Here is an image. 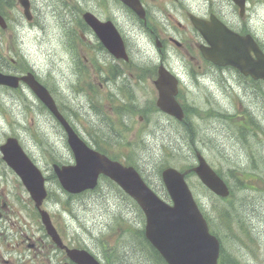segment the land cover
Returning <instances> with one entry per match:
<instances>
[{
  "label": "rangeland",
  "instance_id": "374dc122",
  "mask_svg": "<svg viewBox=\"0 0 264 264\" xmlns=\"http://www.w3.org/2000/svg\"><path fill=\"white\" fill-rule=\"evenodd\" d=\"M101 1L30 0L37 12L32 22H27L17 1L12 0V5L3 11L8 27L0 29V52H23L25 61L55 93L57 103L79 135L90 145L104 148L112 157L126 161V156L132 157L131 161L141 166L156 193L164 200H168L167 196L154 171L156 157L166 154L169 163L180 168L194 164L190 151L199 150L233 189L224 204H229L227 208L231 212L229 232L221 233L224 248L233 262L264 264V86L261 91L259 85L254 88L236 84L235 73L223 82L219 76L214 81L211 77L201 79L202 73L196 74L197 79L190 74L181 95L189 112L187 128L168 121L153 111L151 99L156 90L140 71L151 72L157 64V54L135 26L132 27L129 15L121 21L127 42L134 51L132 56L138 71L132 76L127 70L118 80L108 78L107 83L96 71V80L89 84L88 73L82 75L83 70L71 62L73 52L64 51L68 38L61 37L57 13L61 12V18H78L84 10L99 7ZM184 3L205 2L184 0ZM247 20L251 32L264 48V0L250 1ZM66 25L75 36L80 34L79 30L71 29L70 21ZM174 59H167L165 63L181 72V64ZM203 72L214 77L208 67ZM100 82H104L102 86ZM122 102L127 107L121 108L117 115L116 108ZM131 109L136 111L133 115L124 114ZM2 123L0 119V125ZM27 127L31 132L38 129L41 145L34 148L29 144L27 149L31 155L42 159L47 175L51 171L50 161L70 160L64 134L45 112L33 120L27 117ZM172 148H179L181 153L173 152L170 156ZM249 181L255 183L257 189L246 186ZM187 183L198 203L209 207L210 196L198 178L191 174ZM47 188L51 196L44 207L52 212L62 232L75 239L77 246L94 252L99 259V251L105 248L109 253L118 250L119 256H127L125 261L129 264L149 260L147 252L142 251L135 240L130 242L132 231L140 228L143 217L129 200L117 195L115 188L102 182L95 192L68 200L56 185L48 183ZM53 191L61 198V207L60 202L53 203ZM27 224H30L29 218ZM21 249L27 248L15 244L11 257L16 258Z\"/></svg>",
  "mask_w": 264,
  "mask_h": 264
},
{
  "label": "flooded vegetation",
  "instance_id": "af4514ba",
  "mask_svg": "<svg viewBox=\"0 0 264 264\" xmlns=\"http://www.w3.org/2000/svg\"><path fill=\"white\" fill-rule=\"evenodd\" d=\"M139 2L143 9L140 14L145 16V20H141L136 12L131 11L119 0H102L99 7H92L89 11L101 21H111L121 36H124V25L121 20L125 15H129L132 27L140 29L142 35L152 42L155 46L154 52H159L160 59L171 56L169 52H177L181 59L189 58L198 69L203 63L200 46L204 43L192 25V16L208 19L212 14L228 29L240 34H246L249 29L246 23L247 5L240 17L238 9L230 0H204V4L193 5H187L184 0H139ZM31 8L35 14L36 6L30 4ZM59 14L61 15V12L57 13L58 22L70 21L71 29H75V23L71 18L65 20ZM77 30L84 32L80 35L82 37L80 49L93 57L86 65L91 75L97 69L100 71L105 69L103 79L105 78L107 83L108 71L104 64H107L109 58L111 60L109 66H112L115 73L128 67L134 69L133 65L121 64L120 59H112L96 41L95 34L89 26H78ZM125 49L128 53L132 52L128 43H125ZM69 51L73 52L72 49ZM99 57H105L106 60L98 66L96 63ZM222 69L215 67V71L222 72L224 71ZM0 73L12 77L7 83H0V119L3 122L0 125V151L1 146L8 139H14L30 160L38 168L43 169L42 159L35 154L31 155L27 149L29 144L34 148L41 145L38 129L36 128L34 132L29 130L27 117L32 120L34 117H41L45 110L23 77L32 79L28 74L31 73L37 83L45 85L50 93L51 91L44 83L43 77L25 61L22 52H0ZM245 80L250 81L249 78ZM102 83L104 82H100V86L103 85ZM56 123L55 121L54 124L59 129ZM52 181L53 179L50 182ZM21 184L17 175L3 162L0 152V264H28L24 249H21L16 258L11 257L12 242H14L13 247L15 244L18 247L25 246L27 251L31 252L35 264H75L66 257L63 250L54 247L46 234L44 236V228L39 223V217L37 218L38 212ZM27 218L30 219L29 225ZM50 218L56 227L53 215H50ZM12 232L18 235L12 237ZM35 232L40 234L36 236ZM66 244L71 247L69 243Z\"/></svg>",
  "mask_w": 264,
  "mask_h": 264
},
{
  "label": "water",
  "instance_id": "95a60500",
  "mask_svg": "<svg viewBox=\"0 0 264 264\" xmlns=\"http://www.w3.org/2000/svg\"><path fill=\"white\" fill-rule=\"evenodd\" d=\"M18 1L24 8L25 16L29 19L27 0ZM121 1L136 8V0ZM83 19L97 31L102 42L111 49L113 38L107 39L110 37L108 29L105 27L103 29V35L107 37L104 38L97 30L102 24L93 15L86 12L83 14ZM194 24L212 48L225 51L203 52L206 58L218 64H231L245 74L264 79V55L257 52V47L252 44L249 37L240 38L235 34L227 33L222 25L214 21L209 23L198 20ZM0 25L5 26L1 17ZM220 32L225 34L224 37L220 35ZM243 43L246 49L255 51L256 59L251 58L249 52H226L230 48L240 49ZM119 47H121L120 42ZM112 53L115 54V52ZM120 55L123 56L121 52ZM175 82L176 80L160 65L158 79L155 81L159 94L157 105L161 110L181 119L180 107L173 99L174 89L173 91L170 89L175 88ZM34 90L60 120L67 132V141L74 155L73 165L54 166V171L63 189L70 193H79L93 188L98 174L102 173L113 179L139 204L145 215V237L168 264H216L219 252L218 241L208 232L206 223L184 182L183 173L170 167L162 170L161 177L173 205L162 202L131 167H121L118 163L88 148L59 115L47 91L42 87L36 88V86ZM4 153L7 161L22 178L36 206H39L45 196L40 174L26 160L18 147L15 148L11 143H7ZM20 153L23 157H18ZM197 159L198 165L193 170L201 181L216 194L227 195L223 182L199 154H197ZM40 214L47 233L56 244L60 245L59 237L51 226L47 213L41 211ZM66 253L79 264H99L83 249H66Z\"/></svg>",
  "mask_w": 264,
  "mask_h": 264
},
{
  "label": "trees",
  "instance_id": "16d2710c",
  "mask_svg": "<svg viewBox=\"0 0 264 264\" xmlns=\"http://www.w3.org/2000/svg\"><path fill=\"white\" fill-rule=\"evenodd\" d=\"M156 157V164L157 166H155L156 168V172L159 173L160 169H161V163L162 162H166L167 156L165 157ZM154 162V163H155ZM228 208H223V222L224 225L222 226V230L224 233H228L229 232V226L226 225L227 221H228ZM206 219L210 225V228L213 231V227H214V221H213V216L211 213H205ZM222 232V231H221ZM222 232V233H223ZM223 233V234H224ZM131 243L135 240L137 246L143 251L147 252V254L149 255V260H146L145 262H143L142 260H136L138 264H165L163 262V260L161 259V257L159 256V254L156 252V250L154 248H152L150 246V244L145 240L144 235H143V231L141 228L139 229H135L132 231L131 234ZM103 256L111 263V264H120V262H125V259L127 258V256H119L118 250L113 251L112 253L107 252V250L105 248H103L102 250ZM118 255V256H117ZM218 264H238L237 262H233V259L231 258V255L228 253V251L224 248L221 247L220 250V261Z\"/></svg>",
  "mask_w": 264,
  "mask_h": 264
}]
</instances>
